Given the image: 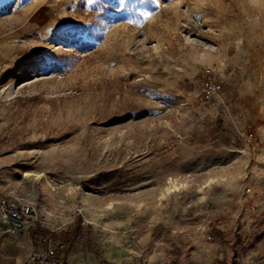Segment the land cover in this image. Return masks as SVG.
Returning <instances> with one entry per match:
<instances>
[{
    "label": "rangeland",
    "instance_id": "374dc122",
    "mask_svg": "<svg viewBox=\"0 0 264 264\" xmlns=\"http://www.w3.org/2000/svg\"><path fill=\"white\" fill-rule=\"evenodd\" d=\"M7 196L93 264H264V0H0Z\"/></svg>",
    "mask_w": 264,
    "mask_h": 264
},
{
    "label": "crops",
    "instance_id": "0c3cea01",
    "mask_svg": "<svg viewBox=\"0 0 264 264\" xmlns=\"http://www.w3.org/2000/svg\"><path fill=\"white\" fill-rule=\"evenodd\" d=\"M47 239L40 237L39 233H32L27 228L17 237L10 234L7 228L0 223V264H36L30 261L33 251H41L52 248L57 250L58 258L71 264H93L90 259L85 260L73 249L60 253L53 244H44ZM227 248L216 245L207 240H199L194 246L192 258L186 264H219L227 263Z\"/></svg>",
    "mask_w": 264,
    "mask_h": 264
},
{
    "label": "built area",
    "instance_id": "2783aa9c",
    "mask_svg": "<svg viewBox=\"0 0 264 264\" xmlns=\"http://www.w3.org/2000/svg\"><path fill=\"white\" fill-rule=\"evenodd\" d=\"M222 90V85L214 80L211 71L205 75L204 92L207 97ZM36 215V209L22 199L7 196L0 199V223L8 232L19 237L29 225V221ZM63 249V246H61ZM30 261L36 264H71L57 256V250L52 248L33 251Z\"/></svg>",
    "mask_w": 264,
    "mask_h": 264
},
{
    "label": "bare ground",
    "instance_id": "6f19581e",
    "mask_svg": "<svg viewBox=\"0 0 264 264\" xmlns=\"http://www.w3.org/2000/svg\"><path fill=\"white\" fill-rule=\"evenodd\" d=\"M173 188H176V186L174 185V186H172V187H169L167 190L168 191H170V190H172ZM120 252V251H119ZM116 260V259H115ZM119 263V262H118ZM123 264V263H122Z\"/></svg>",
    "mask_w": 264,
    "mask_h": 264
},
{
    "label": "trees",
    "instance_id": "16d2710c",
    "mask_svg": "<svg viewBox=\"0 0 264 264\" xmlns=\"http://www.w3.org/2000/svg\"><path fill=\"white\" fill-rule=\"evenodd\" d=\"M79 222H81V219H79ZM47 244V243H46Z\"/></svg>",
    "mask_w": 264,
    "mask_h": 264
}]
</instances>
